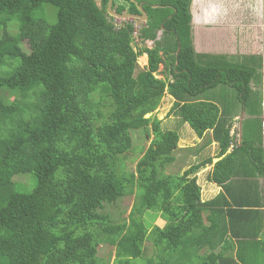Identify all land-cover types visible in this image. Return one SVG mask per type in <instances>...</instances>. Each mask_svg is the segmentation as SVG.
<instances>
[{
    "label": "trees",
    "instance_id": "1",
    "mask_svg": "<svg viewBox=\"0 0 264 264\" xmlns=\"http://www.w3.org/2000/svg\"><path fill=\"white\" fill-rule=\"evenodd\" d=\"M134 1L147 15L139 29L114 24L108 0H0V264H108L101 245L130 264L146 242L148 264H264L262 59L195 50L191 21L212 18L210 1L199 15L194 0ZM45 7L52 24L33 17L52 15ZM112 10L138 14L130 0ZM165 94L205 139L198 151L217 146L182 174L165 173L178 134L146 118ZM149 130L129 172L131 133ZM214 159L206 181L221 191L203 202L195 175ZM27 174L36 184L22 193L15 176ZM133 195L128 223L102 213Z\"/></svg>",
    "mask_w": 264,
    "mask_h": 264
},
{
    "label": "rangeland",
    "instance_id": "2",
    "mask_svg": "<svg viewBox=\"0 0 264 264\" xmlns=\"http://www.w3.org/2000/svg\"><path fill=\"white\" fill-rule=\"evenodd\" d=\"M209 1V0H194L193 4V11L196 12L197 15L200 14L201 8H202V2ZM259 1V0H258ZM211 3V4H210ZM208 3L212 9H210L209 16L213 13L214 3L215 1H211ZM99 5V2L97 3ZM45 10H50L52 12V15L45 16L41 12H35L33 14L34 18H42L45 17L47 19V22L49 24H52L55 20L54 11L50 7H45ZM195 20H198L197 23L194 22L192 34L196 41H199V28L203 26V22H206L208 19L205 18V16L202 18L200 15L198 18L196 17ZM206 20V21H205ZM121 20L113 19L114 24L121 23ZM134 26L136 29H139L142 25L141 21L134 20L133 21ZM15 27L12 26V28L8 31L9 33L14 34ZM157 39H160V33L157 35ZM210 39H212L210 37ZM209 39V40H210ZM213 44L217 43V40H212ZM215 45V44H214ZM22 50L25 53L29 52L28 46L26 43H22ZM146 48H152L153 43L150 41H147L143 44ZM147 65V56L142 55L137 59V69L136 74L142 71ZM164 68L163 65L159 66L157 74H155V77L157 79H164ZM264 93V90H263ZM174 106V100L171 96L165 94L164 97L161 99L160 105L158 108L150 115H147L146 118L155 117L158 121L161 122V129L162 130H169L172 132H175L179 136V142L177 145V148L179 150V153L176 155V161L173 165L168 166L165 173L172 175V174H182L184 173L189 167L198 164L199 162L203 161L207 158H214L217 151V146L215 144H211L210 146L205 147L204 149L198 151V149L205 143V139H198L195 134L192 132V130L189 128V126L185 123H182L179 116H177ZM263 121L264 126V117L261 118ZM132 139H133V153L128 155L127 159V169L129 172H135V166L138 162V160L141 157L140 150L143 148H147L150 143L153 140V134L151 130L148 132V136H144L142 132H132ZM263 145H264V128H263ZM216 159L212 160V165L207 166L203 169H201L195 176L197 177V184L201 188V199L202 201H206V199L213 198L215 195L218 194L219 188H215L214 185H210L206 181V175L208 171L212 168L213 164L216 163ZM15 182L17 184L22 185L19 187L20 192L22 193H30L33 188L35 187V178L30 175H18L15 176ZM262 186L264 187V182L262 181ZM136 203L135 196H129L126 197L119 202H117L115 205L106 206L104 209L103 214H108L114 222H126L129 221V215L131 214V211ZM146 221L150 223V220L147 218ZM162 221L160 218L156 219L154 222V225L158 228L162 229L164 225V221ZM155 254V251L153 249V246L151 243L146 242L143 247V256L137 259H131L130 264H148V258L153 257ZM98 257L102 261L108 262V264H112L114 261V250L110 248V246L107 245H101L98 249Z\"/></svg>",
    "mask_w": 264,
    "mask_h": 264
},
{
    "label": "crops",
    "instance_id": "3",
    "mask_svg": "<svg viewBox=\"0 0 264 264\" xmlns=\"http://www.w3.org/2000/svg\"><path fill=\"white\" fill-rule=\"evenodd\" d=\"M211 1H215L214 13L212 18L203 22V26L199 28V41H196L192 34L195 50L205 54L260 56L262 59L261 88L264 90V0ZM212 40H217V43L214 45ZM240 123L241 119L239 125ZM215 188L218 187L215 186ZM220 191L219 188L218 194Z\"/></svg>",
    "mask_w": 264,
    "mask_h": 264
},
{
    "label": "water",
    "instance_id": "4",
    "mask_svg": "<svg viewBox=\"0 0 264 264\" xmlns=\"http://www.w3.org/2000/svg\"><path fill=\"white\" fill-rule=\"evenodd\" d=\"M93 1L95 3H98L101 0H93ZM112 1L113 0H108V4H107V13L111 18L121 21H129V22L138 20L141 21L142 23H145L147 21V15L143 10L142 5L136 3L134 0H130V2L136 6L138 14H127V13L117 14L112 10ZM239 131H240V125H239ZM239 137H240V132H239Z\"/></svg>",
    "mask_w": 264,
    "mask_h": 264
},
{
    "label": "flooded vegetation",
    "instance_id": "5",
    "mask_svg": "<svg viewBox=\"0 0 264 264\" xmlns=\"http://www.w3.org/2000/svg\"><path fill=\"white\" fill-rule=\"evenodd\" d=\"M206 11V8L203 6L202 8H201V12L200 13H204ZM194 20L193 21H191V27H192V24L194 25ZM194 28V27H193Z\"/></svg>",
    "mask_w": 264,
    "mask_h": 264
},
{
    "label": "built area",
    "instance_id": "6",
    "mask_svg": "<svg viewBox=\"0 0 264 264\" xmlns=\"http://www.w3.org/2000/svg\"><path fill=\"white\" fill-rule=\"evenodd\" d=\"M235 129H237V125L234 127ZM232 147V146H231ZM231 149V148H230Z\"/></svg>",
    "mask_w": 264,
    "mask_h": 264
},
{
    "label": "clouds",
    "instance_id": "7",
    "mask_svg": "<svg viewBox=\"0 0 264 264\" xmlns=\"http://www.w3.org/2000/svg\"><path fill=\"white\" fill-rule=\"evenodd\" d=\"M238 130H239V127H238Z\"/></svg>",
    "mask_w": 264,
    "mask_h": 264
}]
</instances>
